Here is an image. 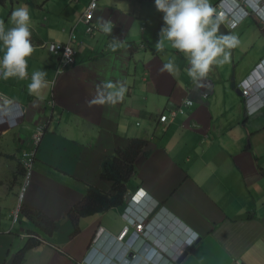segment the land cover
<instances>
[{
  "label": "crops",
  "instance_id": "0c3cea01",
  "mask_svg": "<svg viewBox=\"0 0 264 264\" xmlns=\"http://www.w3.org/2000/svg\"><path fill=\"white\" fill-rule=\"evenodd\" d=\"M88 3L6 0L0 5L6 28L11 27L13 8L29 6L34 48L25 79L0 80V264H11L25 241L24 229L38 232L33 226L24 228L20 220L13 226L11 220L22 182L19 157L37 126H44L45 133L25 207L65 222L88 186L109 193V184L100 179L103 161L130 139H142L145 154L136 159L128 191L145 190L172 217L164 220L174 222L161 231L164 239L174 240L179 226L199 238L192 249L177 242V264H264V106L248 116L230 81L233 74L236 83L244 79L264 57V27L254 20L243 23L232 32L239 44L230 50L229 61L193 81L182 54L167 44L155 51L162 14L154 0H101L93 22L111 21L112 32L92 36L79 21ZM71 32L76 63L56 76L58 58L38 46L66 43ZM113 38L119 42L115 51L110 47ZM173 57L177 70L162 72ZM35 70L47 73L43 100L27 91ZM108 81L126 86L124 98L114 105L93 103L98 88ZM208 91L209 97L200 102V94ZM186 99L194 101L192 108L169 125L158 122L160 114ZM108 213L117 221L116 215L121 219L124 212L119 207L82 218L78 228L92 220L86 225L90 231L103 227L113 232L110 221L99 223ZM88 248L67 257L47 243L29 251L24 264H67L64 258L79 264Z\"/></svg>",
  "mask_w": 264,
  "mask_h": 264
},
{
  "label": "clouds",
  "instance_id": "9594fccd",
  "mask_svg": "<svg viewBox=\"0 0 264 264\" xmlns=\"http://www.w3.org/2000/svg\"><path fill=\"white\" fill-rule=\"evenodd\" d=\"M5 1L6 0H0V4ZM100 1L101 0H98L97 7ZM220 5L221 0H218L213 6L209 0H154L155 9L162 14V26L159 31V39L155 43V51H163L165 45L167 44L172 49L176 50V52L182 54L189 65L187 74L193 81L205 78L212 70L214 65H223L229 61L231 55L230 50L234 49L239 44L238 37L230 33L236 31L243 23H245L247 20H254L264 27V24L259 21L257 16L250 15L245 17L243 21L235 28L229 29L226 25H224L223 21L217 15L222 9ZM97 7L93 12V17ZM82 15L79 20L81 23H83L81 21ZM218 21L224 26L227 34H217ZM8 22L11 27L7 28L3 22H0V80H8L10 78L23 80L28 75V57H30L34 51L33 44L31 42L32 21L29 6L26 4H21L13 8ZM84 25L86 34L89 36H92L94 33L111 34L112 32L111 21L101 19L96 25L94 24L92 18L91 23L89 24V26L92 27V31L90 33L87 32L88 25ZM74 39L75 35L73 32H71L68 42L62 44H69L72 47L71 43ZM46 44H40L38 47L47 49L45 47ZM110 47L113 51L119 47V42L116 40V38H113L110 43ZM72 49L74 50L73 47ZM55 57H57L59 61V57ZM263 60L264 57L256 65L258 66ZM65 62H69L67 57ZM75 63L72 66H74ZM256 67L244 79L238 83L235 81V88H237L243 97L245 111L248 116L254 114L257 110L252 114L248 112L246 100L242 94V90L238 87V85L252 72H254ZM176 70L177 65L175 64L174 57L165 62L163 64V68L161 69L162 72L167 71L170 74L174 73ZM57 71H60L59 66L56 70V76H59L60 74L57 75ZM46 76L47 73L44 70H35L32 72L30 83L27 84V91L29 95H32L40 100L44 99V90L49 87V81L47 80ZM126 91L127 88L123 84L118 85L108 81L104 83L101 88H98L97 96L93 103L100 105L108 103L114 105L124 98ZM204 93H208L209 95L210 91ZM201 94L200 102H205L206 99L204 101L201 100ZM2 100L4 99L0 95V101ZM166 112H163L162 114ZM162 114L158 116V122L160 124H163L159 120ZM44 133L45 127L37 126L32 134L31 139L27 142L26 148L21 151L19 164L22 168V182L17 195V204L11 213L13 226L19 224L20 215H23L26 218L23 213V208L25 207V205H23V200L27 188L30 185L31 177L34 172L37 151L41 144ZM31 154L33 155L32 170L29 182L23 191L22 189L25 185V179L27 175L24 162L29 159ZM21 194L22 197H20ZM124 204L125 206L123 208L121 207L124 212L121 214L124 227H122L118 232H111L107 228L99 227L94 232V237H92L90 241L89 248L79 264H177L179 254V250L175 249L177 242L179 240L182 241L180 248L184 246L186 248H192L196 246L195 244L199 241L197 234L190 231L189 229L186 230V227L181 229L180 226L175 232L176 235H174V240L173 236L168 239H164L161 235V231L165 227L171 228L174 224L173 221L171 223H166L164 220H170L172 217L168 214V212H166L163 206L153 200L143 189H138L136 191L127 193L124 196ZM68 215L67 219L69 220ZM159 216L164 217L159 218ZM49 219L52 220L51 218ZM80 219L76 221V226H74L69 220L75 231H79L77 223ZM26 220L34 228H36L38 232L24 229L22 237L23 239L25 238V241L23 245L15 252L11 264L16 253L24 247L28 239H34L39 242L41 244L39 247L47 245V243H51V237H48L46 234H44L27 218ZM159 220L163 221L159 222ZM52 221L58 223L60 227L59 221ZM138 225L142 226V232L137 231ZM57 231L54 233V235L57 233ZM40 235L42 238H40ZM37 248L31 251H34ZM182 252H184V250Z\"/></svg>",
  "mask_w": 264,
  "mask_h": 264
},
{
  "label": "trees",
  "instance_id": "16d2710c",
  "mask_svg": "<svg viewBox=\"0 0 264 264\" xmlns=\"http://www.w3.org/2000/svg\"><path fill=\"white\" fill-rule=\"evenodd\" d=\"M146 144L147 142L142 139H130L126 147L117 149L114 155L103 161L100 179L109 184L111 191L105 193L93 187H87L82 201L73 206L68 213V218L74 226L80 218L100 215L111 209L125 206L124 196L129 193L128 183L135 175L136 159L139 155L145 154ZM23 213L48 237L54 235L59 229L58 223L50 220L39 210L24 207ZM40 245L36 240L28 239L24 247L16 253L12 264H23L27 252Z\"/></svg>",
  "mask_w": 264,
  "mask_h": 264
},
{
  "label": "built area",
  "instance_id": "2783aa9c",
  "mask_svg": "<svg viewBox=\"0 0 264 264\" xmlns=\"http://www.w3.org/2000/svg\"><path fill=\"white\" fill-rule=\"evenodd\" d=\"M98 0H90L86 7L81 21L88 25L87 32L92 31L89 26L93 18V12L97 7ZM222 9L218 12V16L229 29L235 28L240 24L243 19L250 15H255L264 24V0H221ZM50 53L59 57V70L57 75L61 74L65 69L69 68L75 63V52L69 44H62L57 42L48 43L45 45ZM66 57L69 62H65ZM238 87L242 90V94L246 100L247 110L250 114L254 113L264 105V60L256 67L245 80L240 82ZM208 93L201 94V100L204 101L208 98ZM193 106V101L190 99L184 100L177 108L167 110L159 118L163 124H171L178 114H184L185 109ZM39 140V138H38ZM32 154L29 159L24 162L27 171L25 186L29 182L32 170ZM22 197V194L20 195ZM137 231L142 232V226H137Z\"/></svg>",
  "mask_w": 264,
  "mask_h": 264
},
{
  "label": "rangeland",
  "instance_id": "374dc122",
  "mask_svg": "<svg viewBox=\"0 0 264 264\" xmlns=\"http://www.w3.org/2000/svg\"><path fill=\"white\" fill-rule=\"evenodd\" d=\"M217 1L218 0H214V1L209 0V2L211 3L212 6ZM230 34H232V33H230ZM34 182H35V180L33 179V174H32L31 181H30V187H31V185H33ZM35 210H37V209H35ZM107 216H108V218L107 219L105 218V220L101 218L99 220V223L105 225L107 221H110V226H112V229L115 232L120 231L121 228L124 227V224L121 223L122 221L119 217V214L116 215L117 221H114L112 219V217H114V215H112L111 213H108ZM53 217L58 219L56 215ZM19 219L24 224L23 227H25V225H28L29 229L33 228L32 225H30L28 223V221L24 218L23 215H20ZM56 221H58V220H56ZM91 222H92V220H87L84 223V225H82V227L80 226L79 231H75V229L73 228V226L71 225L70 221L67 219V216H66L65 222L60 223V230L53 236V238L50 240V242L52 243V245H54L56 248H58L60 250V252H63V251L66 252V253H63L64 256L68 257V256H73L77 253H81L82 251L86 250V248L90 245V241H91L93 234L95 232V229H96V227H95V229L90 231L89 229L86 228V225L90 224ZM99 223L97 222L96 226ZM40 238H42L41 235H40ZM64 260L68 264V260L66 258H64ZM24 263H25V259H24L23 264Z\"/></svg>",
  "mask_w": 264,
  "mask_h": 264
},
{
  "label": "water",
  "instance_id": "95a60500",
  "mask_svg": "<svg viewBox=\"0 0 264 264\" xmlns=\"http://www.w3.org/2000/svg\"><path fill=\"white\" fill-rule=\"evenodd\" d=\"M218 34L220 35V34H227V31L225 30V28H224V26L218 21ZM230 81H231V88L232 89H235V79H234V74L232 75V77H231V79H230ZM198 244V242L195 244V245H197ZM192 249V248H191ZM190 249V250H191Z\"/></svg>",
  "mask_w": 264,
  "mask_h": 264
}]
</instances>
